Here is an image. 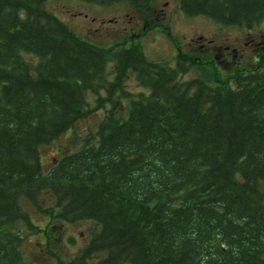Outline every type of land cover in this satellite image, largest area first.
I'll return each mask as SVG.
<instances>
[{"label":"trees","instance_id":"trees-1","mask_svg":"<svg viewBox=\"0 0 264 264\" xmlns=\"http://www.w3.org/2000/svg\"><path fill=\"white\" fill-rule=\"evenodd\" d=\"M43 3L0 0V264L25 263L23 204L42 211L43 192L52 221L95 225L54 264H264V67L181 81L192 62L92 46ZM196 10L250 24L264 0ZM130 75L140 93L124 89ZM99 109L95 133L44 172L39 149Z\"/></svg>","mask_w":264,"mask_h":264},{"label":"rangeland","instance_id":"rangeland-1","mask_svg":"<svg viewBox=\"0 0 264 264\" xmlns=\"http://www.w3.org/2000/svg\"><path fill=\"white\" fill-rule=\"evenodd\" d=\"M81 7L83 6L77 3L58 1V3L54 4L51 12L65 25L73 29L72 23H69L67 17L63 16L62 13L66 11H79ZM106 10L108 18L113 17L117 13L114 11L115 9L110 10V8H108ZM87 11L92 14L99 13L95 7L88 8ZM122 14L124 15V13ZM192 23L194 24L192 26V36L196 37L197 40H195L193 46L192 44L190 46L189 38H187V40L182 39L183 43L185 41L188 43L185 46V52L188 58H190L189 62L192 63H190L186 73L180 76L179 80L189 81L202 76L209 84L226 85V82L232 81L239 72L245 73L248 69L259 66L264 67V57L258 58L259 61L257 63H252V48L243 46L241 41L237 42L239 45L236 47L241 50V52L243 50V54H245L244 58L246 61L242 67H236L233 63L227 66H218V63L210 65L209 62L218 53L211 52L208 48L210 46L208 42L212 41V45L222 44L230 46L231 43H235L242 37V31L235 27H219L205 18H197ZM83 26H85L83 23L79 25L81 29H83ZM261 26L264 27V21L261 23ZM74 27L75 31L79 29L76 23ZM81 33L82 31L77 33V35L83 36ZM184 34L187 36L186 32H184ZM90 36L93 37V39L99 38V36L94 33H91ZM199 37H201L202 41L198 40ZM104 43H108V41L104 40ZM200 45L203 46V48ZM145 53L146 56L152 60H163L169 67H175L173 57L175 51L169 46H165L164 49L160 50L150 48L146 50ZM124 89L132 95L140 93L141 91L132 75H130L126 81ZM88 99L91 102V107H94V98L89 96ZM126 105L127 101H122V106L125 107ZM103 116L104 111L100 109L94 110L86 120L78 121L71 130L62 134L48 145L42 146L39 149V156L43 171L48 172L61 157L80 148L84 138L95 133L97 124ZM53 201L51 193L43 192L37 199L38 206L42 211L37 210L30 203L23 204V209L29 215L33 225V229L31 230H28L26 225L22 222L18 225L23 233L21 251L24 255V264H54L55 261L49 254H56L63 259L69 260L78 255L88 245L92 234L95 232V225L91 221H52L49 215L44 211L53 205ZM36 229H38V231ZM46 234H48L49 238L46 237ZM50 240L52 242L50 244L51 246L47 248ZM102 258L103 256L100 255L97 260Z\"/></svg>","mask_w":264,"mask_h":264},{"label":"flooded vegetation","instance_id":"flooded-vegetation-1","mask_svg":"<svg viewBox=\"0 0 264 264\" xmlns=\"http://www.w3.org/2000/svg\"><path fill=\"white\" fill-rule=\"evenodd\" d=\"M44 9L55 16L51 9L58 1L72 2L82 5L81 10L75 12L66 11L62 13L67 17L72 28L67 26L73 33L79 36L84 42L96 46L111 49L113 51L135 50L148 60L156 63H165L163 60L150 59L145 51L150 48L154 50L164 49L169 46L174 49V65L181 58L184 62L188 59L185 52V46L188 44L183 40L189 38V44L193 46L196 37L192 36V22L197 18H205L211 23L227 28L235 27L241 29L242 37L235 43L228 45H212L208 43L211 52H217L209 62L210 65H229L233 63L236 67H242L245 63L243 50L236 46L241 41L243 46L252 48V63H257L258 58L264 57V27L261 23L264 21V12L255 19L254 23L241 25H224L213 20L212 17L198 13L196 7L204 0H43ZM51 7V8H50ZM96 8L99 13L92 14L87 11L88 8ZM115 9L117 12L113 17H107V10ZM86 9V10H85ZM124 13V15L122 14ZM56 17V16H55ZM57 18V17H56ZM58 19V18H57ZM61 21L60 19H58ZM76 21V22H74ZM62 22V21H61ZM63 23V22H62ZM79 28L75 31V25ZM83 23L81 29L79 25ZM64 24V23H63ZM65 25V24H64ZM184 32L187 33L184 34ZM91 33L97 34L99 38L93 39ZM189 35V36H188ZM103 40V41H102ZM107 40L108 43H104ZM201 40V37L198 38ZM224 44V43H223ZM201 46V45H200ZM203 48V46H201Z\"/></svg>","mask_w":264,"mask_h":264}]
</instances>
